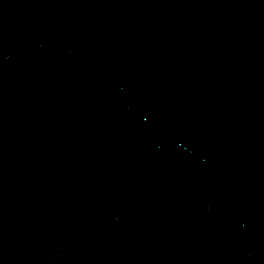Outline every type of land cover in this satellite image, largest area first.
Instances as JSON below:
<instances>
[{"label":"trees","instance_id":"obj_1","mask_svg":"<svg viewBox=\"0 0 264 264\" xmlns=\"http://www.w3.org/2000/svg\"><path fill=\"white\" fill-rule=\"evenodd\" d=\"M0 264H264V0H0Z\"/></svg>","mask_w":264,"mask_h":264}]
</instances>
